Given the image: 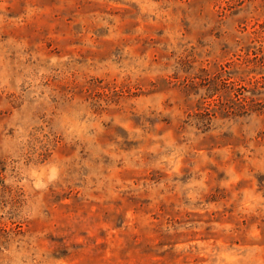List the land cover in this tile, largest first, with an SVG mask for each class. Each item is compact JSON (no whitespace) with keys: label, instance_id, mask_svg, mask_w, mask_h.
Instances as JSON below:
<instances>
[{"label":"rangeland","instance_id":"obj_1","mask_svg":"<svg viewBox=\"0 0 264 264\" xmlns=\"http://www.w3.org/2000/svg\"><path fill=\"white\" fill-rule=\"evenodd\" d=\"M0 264H264V0H0Z\"/></svg>","mask_w":264,"mask_h":264}]
</instances>
